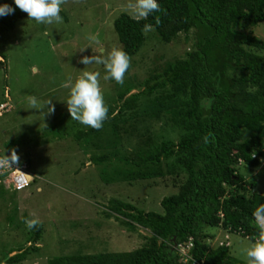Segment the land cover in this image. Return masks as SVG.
I'll use <instances>...</instances> for the list:
<instances>
[{"label": "rangeland", "instance_id": "obj_1", "mask_svg": "<svg viewBox=\"0 0 264 264\" xmlns=\"http://www.w3.org/2000/svg\"><path fill=\"white\" fill-rule=\"evenodd\" d=\"M127 2L67 0L61 6L66 15L62 23L40 24L26 17L19 19L12 30L0 33V60L4 62L0 63V103L7 104L0 115V152L10 155L15 150L19 162L27 163L33 177L29 187L20 191L3 189L0 195V264H7L2 259L7 252L13 254L27 247L30 230L23 221L31 214L41 220V238L38 247L17 264H47L54 256L140 247L149 231L139 226L131 230L120 224L114 214L106 217L108 200L116 198L161 212V198L176 192L177 183L184 179L181 171L167 172L174 166V158L162 161V176L139 181L121 179V166L134 168L124 157H132L148 137L159 143L163 139L176 141L181 134L167 115L153 117L143 112L149 102L147 95L141 97L134 111L125 113L115 130L110 122H104L99 141L92 137L86 143L75 137L76 132L89 127L70 118L65 102L70 88L63 87L64 83L74 82L85 70L99 71L105 104L116 112L118 92L128 85L137 86L153 69L168 60L185 57L193 48L192 30L188 35L179 33L169 43H163L151 31L138 52L130 56L131 66L123 85L105 81L102 65L85 66L79 61L99 49L105 54L114 47L122 49L113 20L125 12ZM248 31L264 41V19L248 27ZM89 36L96 41L87 39ZM256 52L264 56V49ZM135 91L134 88L127 95ZM31 96L40 102L52 100L55 111L43 114L30 109ZM98 143L103 145L98 147ZM97 155L106 159L96 164L91 156ZM110 159L114 166L108 163ZM237 169L247 182L255 184L253 191L264 195V159L254 167L241 163ZM204 232L213 234L204 238L210 247L225 242L232 256L246 262V249L258 242L221 227H208Z\"/></svg>", "mask_w": 264, "mask_h": 264}, {"label": "trees", "instance_id": "obj_2", "mask_svg": "<svg viewBox=\"0 0 264 264\" xmlns=\"http://www.w3.org/2000/svg\"><path fill=\"white\" fill-rule=\"evenodd\" d=\"M157 2L162 11L146 20L136 21L125 12L113 20L122 49L129 56L138 52L145 39V24L153 25L163 43L192 30L193 48L185 57L168 60L153 69L137 86L128 85L118 92L117 114L113 117V110L108 108L105 122L115 130L125 113L134 111L143 95L149 96L143 112L153 117L167 115L181 134L176 141L163 139L159 143L148 137L132 157H124L134 168L121 166V179L139 181L162 176V161L172 158L174 166L167 172L181 171L184 179L177 183L176 192L161 198V212L116 198L108 200L106 217L114 214L120 224L131 230L139 226L149 231L140 247L54 256L47 264H248L232 256L225 242L210 247L204 238L213 234L204 230L221 227L259 241L252 212L264 203V195L253 191L255 184L247 182L237 167L241 163L254 167L264 159V56L256 52L264 49V41L248 31V27L264 19V0ZM2 4L10 5L14 12L0 16V33L12 30L19 19L28 17L14 0H2ZM60 15L66 19L62 11ZM1 57L6 60L5 53ZM134 88L136 91L127 95ZM100 131L89 127L76 132L75 137L86 143L92 137L99 141ZM102 145L98 143V147ZM104 158L91 156V161L98 164ZM108 163L115 165L111 159ZM3 189L0 186V195ZM41 231V225L30 230L27 247L13 254L7 252L3 261L22 262L31 249L38 247ZM189 239L192 258L184 262L176 245Z\"/></svg>", "mask_w": 264, "mask_h": 264}, {"label": "clouds", "instance_id": "obj_3", "mask_svg": "<svg viewBox=\"0 0 264 264\" xmlns=\"http://www.w3.org/2000/svg\"><path fill=\"white\" fill-rule=\"evenodd\" d=\"M67 0H14V4L21 11L27 13L28 19L35 20L40 24H59L63 22L60 15L61 6ZM123 11L129 14L136 21L146 20L149 15L160 12L162 9L157 0H128ZM14 9L8 4L0 5V16L12 14ZM159 24V17H156ZM154 31L152 24H145L142 32L147 35ZM95 42L94 36L87 37ZM84 48L80 50L83 51ZM80 63L85 66H103L105 81L114 80L117 84L123 85L125 74L131 66V58L123 49L112 48L105 54L103 49H99L96 54L82 56ZM101 73L99 71H83L74 82H66L63 87L70 88L69 98L65 101L70 118L78 121L86 127L100 130L108 117V107L105 104L103 92L100 86ZM30 109L43 111V114L55 111L52 100L40 102L35 96L28 98ZM44 109H47L44 111ZM117 113L113 112L114 117ZM19 163V157L15 150L10 155L0 156V170L13 168V164ZM255 225L259 229V241L246 249L248 264H264V203L259 204L252 212ZM24 224L28 230H35L41 225V220L31 214V218H25Z\"/></svg>", "mask_w": 264, "mask_h": 264}, {"label": "built area", "instance_id": "obj_4", "mask_svg": "<svg viewBox=\"0 0 264 264\" xmlns=\"http://www.w3.org/2000/svg\"><path fill=\"white\" fill-rule=\"evenodd\" d=\"M7 107L6 103H0V115L2 111ZM0 156H2L0 152ZM13 168L7 170H0V186L4 189L11 191H20L31 185L33 182V177L28 171V166L26 162H19L18 164H13ZM40 189V188H38ZM192 247L191 239L185 244H177L176 250L182 261H189L192 257L190 254V248ZM192 264H201L199 262H193Z\"/></svg>", "mask_w": 264, "mask_h": 264}, {"label": "crops", "instance_id": "obj_5", "mask_svg": "<svg viewBox=\"0 0 264 264\" xmlns=\"http://www.w3.org/2000/svg\"><path fill=\"white\" fill-rule=\"evenodd\" d=\"M39 188V187H38Z\"/></svg>", "mask_w": 264, "mask_h": 264}]
</instances>
